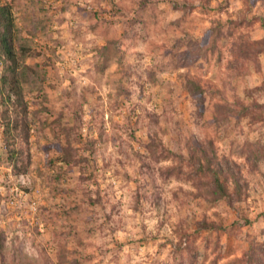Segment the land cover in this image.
<instances>
[{
	"label": "rangeland",
	"instance_id": "rangeland-1",
	"mask_svg": "<svg viewBox=\"0 0 264 264\" xmlns=\"http://www.w3.org/2000/svg\"><path fill=\"white\" fill-rule=\"evenodd\" d=\"M169 1L9 0L18 43L32 50L25 99L32 111L43 108L32 121L27 173H14L0 130V264H213L219 252L216 264H232L251 240H264V160L251 171L235 142L264 143V125L234 115L226 123L214 111L224 97L264 102V53L257 69L238 75L223 38L220 61L173 64L187 37L262 16L264 1L250 9L242 0H181L178 9ZM240 30L264 37L256 21ZM184 71L205 88L199 97L187 91ZM60 119L74 127L71 167L58 147L47 148L58 138L40 125ZM192 137L211 139L219 155L237 161L247 200L210 205L179 191L190 184L163 177L172 161H156L148 143L160 139L188 157ZM205 216L218 232L195 231ZM183 221L191 241L180 245Z\"/></svg>",
	"mask_w": 264,
	"mask_h": 264
},
{
	"label": "trees",
	"instance_id": "trees-1",
	"mask_svg": "<svg viewBox=\"0 0 264 264\" xmlns=\"http://www.w3.org/2000/svg\"><path fill=\"white\" fill-rule=\"evenodd\" d=\"M242 1L247 9H250L264 0ZM169 2L175 9L184 7V2L181 0ZM252 19L244 17L241 21L231 20L227 23V32L224 33L222 29L225 23L218 22L210 26L201 38L187 37L184 43L185 48L177 53V59L173 61L175 68L186 69L199 59L215 58L220 61L222 57L221 42L223 38H228L232 63L229 62L227 65L236 66L238 75L251 73V68L257 69L260 66V56L264 53V37L254 40L240 29L247 24L253 25L254 21L264 28V15H256ZM18 34L19 29L13 12V4L4 0L0 3V130L6 159L13 167L15 174L27 173L30 169L32 121L35 116L41 114L43 108L41 106L32 111L25 99L22 79L23 75L31 69L25 58L32 54V50L28 45L18 43ZM239 61L246 62L245 70L242 66L240 67ZM182 75L186 77L187 91L196 98L199 97L205 90L200 80L187 71H184ZM262 88H264V83ZM246 92H250L249 87ZM201 109H203L202 106ZM214 111L216 114L224 116L226 123H229L228 118L234 115L239 118L247 117L250 124L264 125V102H259L257 99L250 102L244 97H235L233 100L225 97L220 98L214 105ZM40 125L43 128L49 125L58 138L47 148L56 146L64 152L62 159L68 166L71 167L74 162L76 163L72 153L75 149L73 146L74 127L64 126L61 119L50 122V124L46 121L40 122ZM235 142L237 144L236 152L239 155H245L251 171H256L260 161L264 160V143L241 140ZM146 147L156 161H172L163 171L166 173L163 177L165 179L175 177L190 184L191 190L182 188L179 190L190 198L203 200L210 205L225 201L229 206H234L235 201L240 202L248 199V180L237 161L219 155L211 139L198 140L192 137L188 146V157L182 153H176L160 139L150 141ZM78 159L79 162H90L83 155H80ZM176 197L181 200V203L185 202V199L179 196L178 191H176ZM183 224L184 227L178 225V230L176 229L180 245L183 241H191L188 233L189 223L183 221ZM196 224L195 231L197 232L202 230L218 232L217 229L221 228V225L218 226L214 220L206 216ZM262 233L264 235V229ZM207 241L210 245L219 246L217 239H207ZM189 245L188 251L193 252L196 246ZM187 253L192 257L194 252L191 255L189 252ZM221 257L222 254L219 252L212 263L216 264ZM231 263L264 264V240H251L248 250Z\"/></svg>",
	"mask_w": 264,
	"mask_h": 264
},
{
	"label": "built area",
	"instance_id": "built-area-1",
	"mask_svg": "<svg viewBox=\"0 0 264 264\" xmlns=\"http://www.w3.org/2000/svg\"><path fill=\"white\" fill-rule=\"evenodd\" d=\"M33 203H34V202H33ZM33 203H32V204H33ZM34 204H35V203H34ZM34 207H35V206H34Z\"/></svg>",
	"mask_w": 264,
	"mask_h": 264
},
{
	"label": "clouds",
	"instance_id": "clouds-1",
	"mask_svg": "<svg viewBox=\"0 0 264 264\" xmlns=\"http://www.w3.org/2000/svg\"><path fill=\"white\" fill-rule=\"evenodd\" d=\"M9 1V0H8Z\"/></svg>",
	"mask_w": 264,
	"mask_h": 264
}]
</instances>
